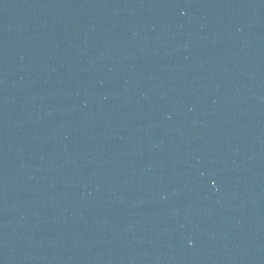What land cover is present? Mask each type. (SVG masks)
I'll use <instances>...</instances> for the list:
<instances>
[{
  "label": "water",
  "instance_id": "1",
  "mask_svg": "<svg viewBox=\"0 0 264 264\" xmlns=\"http://www.w3.org/2000/svg\"><path fill=\"white\" fill-rule=\"evenodd\" d=\"M0 264H264V0H0Z\"/></svg>",
  "mask_w": 264,
  "mask_h": 264
}]
</instances>
